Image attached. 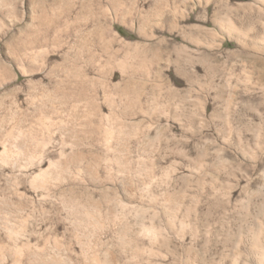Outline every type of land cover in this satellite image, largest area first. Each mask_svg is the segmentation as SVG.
Wrapping results in <instances>:
<instances>
[{
    "label": "rangeland",
    "instance_id": "obj_1",
    "mask_svg": "<svg viewBox=\"0 0 264 264\" xmlns=\"http://www.w3.org/2000/svg\"><path fill=\"white\" fill-rule=\"evenodd\" d=\"M0 264H264V0H0Z\"/></svg>",
    "mask_w": 264,
    "mask_h": 264
}]
</instances>
